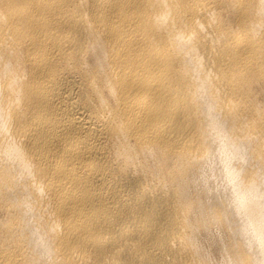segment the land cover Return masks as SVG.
Segmentation results:
<instances>
[{"label":"bare ground","instance_id":"1","mask_svg":"<svg viewBox=\"0 0 264 264\" xmlns=\"http://www.w3.org/2000/svg\"><path fill=\"white\" fill-rule=\"evenodd\" d=\"M0 264H264V0H0Z\"/></svg>","mask_w":264,"mask_h":264},{"label":"rangeland","instance_id":"2","mask_svg":"<svg viewBox=\"0 0 264 264\" xmlns=\"http://www.w3.org/2000/svg\"><path fill=\"white\" fill-rule=\"evenodd\" d=\"M214 231L217 233L216 229Z\"/></svg>","mask_w":264,"mask_h":264}]
</instances>
